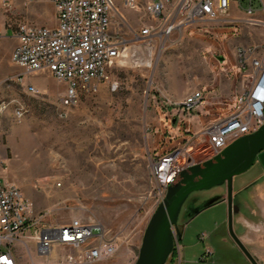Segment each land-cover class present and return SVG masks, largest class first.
<instances>
[{"label":"rangeland","instance_id":"374dc122","mask_svg":"<svg viewBox=\"0 0 264 264\" xmlns=\"http://www.w3.org/2000/svg\"><path fill=\"white\" fill-rule=\"evenodd\" d=\"M114 2L118 22L130 38L143 26L144 14L128 8L124 0ZM237 2L229 16L197 21L171 35L150 68L144 66V55L140 65L118 60L109 69L111 81L101 83L96 93L81 95L65 118L57 115V105L66 82L46 71L32 73L25 80L39 89L34 94L15 79L20 71L0 67V102L18 97L26 109L23 118H16L17 101H10L2 115L5 177L34 202L37 213L48 211L45 223L81 217L97 223L106 235L120 231L124 244L101 264H132L137 258L146 224L166 193L150 174L151 158L189 141L196 144L192 153L200 157L207 144L198 136L203 126L230 114L235 97L249 84L251 67H239L237 48L263 44L264 25L247 20L249 0ZM250 2L253 17L264 21V0ZM19 22L53 26L52 4L20 0L0 15L1 33ZM197 89L204 98L191 115H171L158 98L182 101ZM259 155L233 177L232 189L239 181L252 187L264 184ZM251 186L234 199L250 204ZM222 189L226 192L223 185L196 190L184 201L177 220L182 264H241L228 250L237 246L228 232ZM203 231H212L205 242L198 239ZM207 245L217 255L199 261Z\"/></svg>","mask_w":264,"mask_h":264},{"label":"built area","instance_id":"2783aa9c","mask_svg":"<svg viewBox=\"0 0 264 264\" xmlns=\"http://www.w3.org/2000/svg\"><path fill=\"white\" fill-rule=\"evenodd\" d=\"M48 2L54 9L53 26L28 22L15 25L17 43L10 55L20 68L15 79L26 91L40 93L25 78L32 73L49 72L57 81L66 82L58 98L57 115L67 117L83 94L96 93L101 83L111 81L109 69L125 59L152 67L156 53L171 35L197 21L229 16L237 0H124L128 8L142 10L144 24L127 38L123 23L118 22L114 0H23L24 4ZM13 0H0V15L9 11ZM255 9L248 2L245 9L251 24L264 21L253 17ZM1 34V31H0ZM239 67L249 68V84L235 97L234 110L206 123L199 139L207 144L200 157L192 152L195 143L182 142L155 155L149 162L151 176L165 192L180 173L223 149L233 140L254 132L264 120V43L237 48ZM194 99L171 101L158 97L171 115H191L204 98L203 90H193ZM17 101V117L21 116L20 98L0 102V126L3 109ZM1 146V139H0ZM0 168L6 162L0 154ZM48 211L37 213L34 202L14 182L0 176V264H101L111 259L124 244L121 232L106 235L93 221L73 217L69 222L50 224L44 218ZM93 227L100 232L92 233ZM174 264H182L180 229L172 227ZM209 233H199L206 241ZM214 254L205 246L199 261Z\"/></svg>","mask_w":264,"mask_h":264},{"label":"water","instance_id":"95a60500","mask_svg":"<svg viewBox=\"0 0 264 264\" xmlns=\"http://www.w3.org/2000/svg\"><path fill=\"white\" fill-rule=\"evenodd\" d=\"M262 150L264 120L254 132L233 140L212 157L184 169L167 187L165 197L151 214L137 258L132 264H165L173 249L172 227L177 225L179 212L188 195L218 185L226 186L227 228L230 236L251 264H259L233 229V214L238 208L233 202L232 180L235 175L250 168ZM91 231L98 233L100 228L93 227Z\"/></svg>","mask_w":264,"mask_h":264},{"label":"crops","instance_id":"0c3cea01","mask_svg":"<svg viewBox=\"0 0 264 264\" xmlns=\"http://www.w3.org/2000/svg\"><path fill=\"white\" fill-rule=\"evenodd\" d=\"M23 1V0H22ZM20 0H13V3H19ZM55 23V20H54ZM17 43L16 37L13 35L12 29H6L5 32L0 34V67L10 66L12 71H20V68L13 65L10 61V55ZM33 84V83H32ZM45 89V87L41 86ZM65 91V90H64ZM3 118V117H2ZM1 137V132H0ZM0 154L6 162L7 157L2 152V143L0 146ZM260 161L264 166V150L260 152ZM5 170L0 168V176L5 177ZM264 174V172H263ZM253 183L239 181L236 188L233 189V202L236 204L238 210L233 214V229L248 251L254 256L259 264H264V184L262 186L252 187ZM252 185V186H251ZM225 186V185H223ZM250 187L249 197L250 204L242 202L240 198L241 190L245 187ZM226 187V186H225ZM220 201L226 203V192L222 189L219 192ZM235 198V199H234ZM245 203V204H244ZM227 204V203H226ZM227 217V209H226ZM227 223V219H226ZM226 230V229H225ZM221 234L224 235V230L221 229ZM209 235L212 231L208 232ZM225 236L221 239H225ZM236 245V244H235ZM234 255L241 261V264H251L244 256L242 251L237 247H228ZM215 256L217 249L212 247ZM244 256V257H243Z\"/></svg>","mask_w":264,"mask_h":264},{"label":"bare ground","instance_id":"6f19581e","mask_svg":"<svg viewBox=\"0 0 264 264\" xmlns=\"http://www.w3.org/2000/svg\"><path fill=\"white\" fill-rule=\"evenodd\" d=\"M192 99H194V92H192L185 100H192ZM20 108H21V116H19V117H17V108L14 110L16 118H23L24 114L26 113V109H25L24 105L21 103H20ZM4 110L5 109H3V113H4Z\"/></svg>","mask_w":264,"mask_h":264},{"label":"flooded vegetation","instance_id":"af4514ba","mask_svg":"<svg viewBox=\"0 0 264 264\" xmlns=\"http://www.w3.org/2000/svg\"><path fill=\"white\" fill-rule=\"evenodd\" d=\"M167 261H168V264H174V262H173V255H170V256L168 257ZM167 261H166V262H167Z\"/></svg>","mask_w":264,"mask_h":264}]
</instances>
